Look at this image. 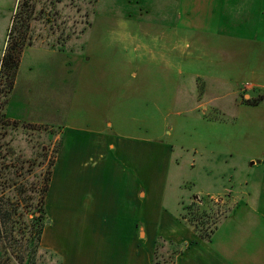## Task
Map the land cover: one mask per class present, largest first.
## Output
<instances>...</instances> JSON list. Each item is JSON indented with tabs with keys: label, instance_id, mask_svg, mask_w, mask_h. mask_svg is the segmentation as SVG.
<instances>
[{
	"label": "rangeland",
	"instance_id": "1",
	"mask_svg": "<svg viewBox=\"0 0 264 264\" xmlns=\"http://www.w3.org/2000/svg\"><path fill=\"white\" fill-rule=\"evenodd\" d=\"M147 1L0 0V60L17 6L29 17L15 85L0 96V195H15L31 219L50 168L42 224L53 242L81 240L61 232L86 223L45 207L62 148L69 158L96 153L73 128L116 135L121 151L107 161L140 179L139 194L165 193L163 208L201 241L264 187V34L255 32L264 27L177 30L175 0ZM86 165L88 205L102 196L109 209L126 207L121 181ZM145 209L149 224L156 209ZM168 242L155 240L157 264L179 252ZM42 251L38 264L50 257Z\"/></svg>",
	"mask_w": 264,
	"mask_h": 264
},
{
	"label": "crops",
	"instance_id": "2",
	"mask_svg": "<svg viewBox=\"0 0 264 264\" xmlns=\"http://www.w3.org/2000/svg\"><path fill=\"white\" fill-rule=\"evenodd\" d=\"M175 1V16L179 25L177 30L215 37L221 34L222 37L241 36L248 30V25L264 27V0ZM147 2L137 0L136 4L149 5ZM260 31L261 33L255 30L256 35L264 34V28ZM70 130L82 132L92 138V144L97 149L94 154H99H92L88 160L86 152L78 151L69 158L63 154L62 148L61 159L56 166L58 170L52 178L45 207L48 211L57 210L61 215L71 216L69 218L81 215L86 223L80 225L71 220L72 225L67 231L61 232L62 238L68 239L70 235L73 238L76 235V239L81 240H67L64 241L65 244L49 240L46 227L40 246L51 256L45 264H157L155 240L158 237L169 241L173 252L179 250L172 264H264V187L260 192L251 193L240 200V204L221 221L210 239L201 241L191 233L187 225L177 219L175 211L163 208L165 193L158 195L150 187L149 195L139 194L140 179L132 178L124 168L117 169L115 164L119 161H107L106 157H114V154L121 151L116 135L108 132L98 134L94 131L86 133L78 127ZM86 163H99V168L103 169L100 173L121 181L124 195L121 203H125L126 207L112 206L109 209L102 196H99L98 204L95 201L93 207L88 205L87 186L90 183L86 172L89 166ZM92 165L90 174L91 168H95ZM147 205L155 206L156 209V214L151 215L154 220L148 219L149 224L147 214L142 212L146 211ZM161 222L164 228L160 227Z\"/></svg>",
	"mask_w": 264,
	"mask_h": 264
},
{
	"label": "trees",
	"instance_id": "3",
	"mask_svg": "<svg viewBox=\"0 0 264 264\" xmlns=\"http://www.w3.org/2000/svg\"><path fill=\"white\" fill-rule=\"evenodd\" d=\"M21 6L11 18L7 45L0 60V96L5 97L13 90L20 63L21 53L26 42L29 17L21 11ZM53 163L50 164L52 167ZM50 168L46 172L39 200V212L31 219L18 202V198L7 193L0 195V264H38L40 242L44 219L43 201L50 180ZM13 192V191H12ZM204 239L202 234H199ZM51 256L47 251H42ZM43 253V254H44Z\"/></svg>",
	"mask_w": 264,
	"mask_h": 264
},
{
	"label": "water",
	"instance_id": "4",
	"mask_svg": "<svg viewBox=\"0 0 264 264\" xmlns=\"http://www.w3.org/2000/svg\"><path fill=\"white\" fill-rule=\"evenodd\" d=\"M263 103H264V101H263ZM257 163H259V162H257Z\"/></svg>",
	"mask_w": 264,
	"mask_h": 264
}]
</instances>
